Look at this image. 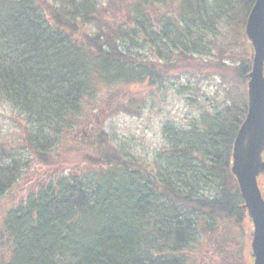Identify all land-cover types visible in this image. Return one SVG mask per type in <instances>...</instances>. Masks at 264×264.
Returning a JSON list of instances; mask_svg holds the SVG:
<instances>
[{
	"label": "trees",
	"instance_id": "1",
	"mask_svg": "<svg viewBox=\"0 0 264 264\" xmlns=\"http://www.w3.org/2000/svg\"><path fill=\"white\" fill-rule=\"evenodd\" d=\"M254 1L0 0V97L24 120L28 150L0 142V196L32 162L76 168L6 211L0 264H206L207 251L213 263L252 264L231 161ZM142 83L172 87L198 111L164 122L150 160L97 125L80 133L76 158L59 148L92 116L139 115L143 97L128 87Z\"/></svg>",
	"mask_w": 264,
	"mask_h": 264
},
{
	"label": "rangeland",
	"instance_id": "2",
	"mask_svg": "<svg viewBox=\"0 0 264 264\" xmlns=\"http://www.w3.org/2000/svg\"><path fill=\"white\" fill-rule=\"evenodd\" d=\"M212 82L213 80L209 82V89L215 88V83ZM128 89L143 97L140 114L131 115L122 112L112 116L102 114L92 116L94 122L91 120L88 125L79 128L74 135L64 138L59 145L69 159L70 156L76 158L80 154V151L72 150L81 147L80 133L87 132L97 125L106 130L115 145L141 160H150L154 152L162 146L164 122L169 119L187 123L198 112L193 103L189 104L184 96L178 94L172 87L149 86L142 83L130 85ZM15 119L24 121L12 104L0 97V142H4L8 149L28 153V150L21 147L24 143L22 127ZM75 169L73 161H67L56 167L32 162L30 168L24 170L12 187L0 196V230L6 211L25 200L28 193L38 186L40 180L46 182L57 174L69 173ZM0 241L3 243L0 245V250L5 252L7 247L5 237H0ZM206 245L208 247V243ZM208 248L211 249V246ZM207 255L208 251L201 262L217 264V262L213 263V258L208 260Z\"/></svg>",
	"mask_w": 264,
	"mask_h": 264
},
{
	"label": "water",
	"instance_id": "3",
	"mask_svg": "<svg viewBox=\"0 0 264 264\" xmlns=\"http://www.w3.org/2000/svg\"><path fill=\"white\" fill-rule=\"evenodd\" d=\"M253 48L248 74V108L233 142L231 172L252 225L249 253L252 264H264V0H255L245 23Z\"/></svg>",
	"mask_w": 264,
	"mask_h": 264
}]
</instances>
